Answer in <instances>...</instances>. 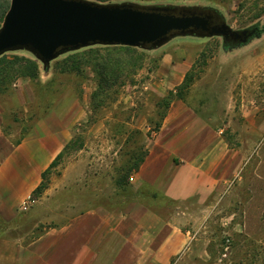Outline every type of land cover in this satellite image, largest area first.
Wrapping results in <instances>:
<instances>
[{"label":"rangeland","instance_id":"374dc122","mask_svg":"<svg viewBox=\"0 0 264 264\" xmlns=\"http://www.w3.org/2000/svg\"><path fill=\"white\" fill-rule=\"evenodd\" d=\"M87 1L211 10L231 29L257 28L262 36L252 35L246 43H239L225 41L218 35L175 34L159 45L131 47L129 52L117 49L114 44H92L57 54L47 67L26 48L0 54L34 58L38 63L35 79L17 77L8 90L0 93V103L6 109L4 121L10 131L36 129V121L52 112L61 121L73 122L68 142L75 139V146L65 151L45 173L47 185L43 191L31 195L25 206L19 204L18 210L27 214L12 223L13 228L5 237L14 241L21 236L25 242L42 228L63 223L68 215L95 208H123L137 199L162 216L170 212L182 229L186 245L170 264H261L264 0ZM8 6L9 0H0V27ZM89 49L90 58H82V53ZM179 51L183 53L178 58ZM70 56L77 60V68L70 67ZM164 59L165 64L166 60L188 63L180 83L190 80L182 92L183 99L202 116L218 120L222 136L241 160L236 174L203 199L195 196L173 203L162 201L157 193L151 199L144 188L132 192L128 186L130 174L126 175V168L146 151L145 143L154 135L161 115L176 99L180 85L173 89L164 87L167 80L161 71ZM106 60L121 61L125 66L114 73L108 70L109 83L100 88V73L93 63ZM16 90L20 92L19 99L14 96ZM66 167V178L74 181L64 185L51 199L35 203L33 200L42 196L51 179H59ZM38 217H42V222H38ZM3 247L6 249L0 241V254ZM9 247L12 251L14 243Z\"/></svg>","mask_w":264,"mask_h":264},{"label":"crops","instance_id":"0c3cea01","mask_svg":"<svg viewBox=\"0 0 264 264\" xmlns=\"http://www.w3.org/2000/svg\"><path fill=\"white\" fill-rule=\"evenodd\" d=\"M167 63L164 59L161 68L167 76L164 87L173 89L183 80L188 63ZM19 95L14 91L16 98ZM5 113L0 103V241L6 246L0 264H170L182 251L187 240L176 218L170 212L162 216L137 199L123 208L68 215L63 223L44 227L25 242L21 236L14 241L5 237L23 214L19 204L27 202L42 180L41 173L73 133V122L61 121L52 112L36 121V129L11 132ZM219 127L217 119L202 116L183 98L174 99L145 143L146 155L130 173L129 188L132 192L144 188L151 199L157 193L162 201L173 203L195 196L203 199L218 190L236 174L241 162ZM66 172L67 167L33 201L42 204L72 183Z\"/></svg>","mask_w":264,"mask_h":264},{"label":"water","instance_id":"95a60500","mask_svg":"<svg viewBox=\"0 0 264 264\" xmlns=\"http://www.w3.org/2000/svg\"><path fill=\"white\" fill-rule=\"evenodd\" d=\"M218 35L245 43L260 30H233L211 10L97 4L87 0H9L0 27V54L26 48L47 67L57 54L79 47H153L175 34Z\"/></svg>","mask_w":264,"mask_h":264},{"label":"trees","instance_id":"16d2710c","mask_svg":"<svg viewBox=\"0 0 264 264\" xmlns=\"http://www.w3.org/2000/svg\"><path fill=\"white\" fill-rule=\"evenodd\" d=\"M100 1H108V0H100ZM2 13H4V10L2 11ZM114 47L122 50L123 52H129L131 50V47H129V46L118 45V46H114ZM90 51H91L90 49H89V51L85 50L82 53V58H83V56L85 58H87V57L90 58V55H89V54H91V53H89ZM69 58L71 61L70 67L77 68L76 67L77 60L73 59L72 56H70ZM69 58H68V60H69ZM86 61H88V60H86ZM88 62H90V61H88ZM122 66H125V65L121 64V61L119 62L117 60H115V62L114 61L113 62H107V60H106V61H104V63L99 62V61H96V63H93V67H95L96 70L100 73L99 75H100L101 80H100L99 87L102 88L103 85H106L107 83H109L108 81H109L111 76L107 77L108 80L106 78V73L108 70H110V71L113 70L111 72L114 73V72H117L118 70H120ZM37 76H38V63L34 58L18 56L16 54L12 55L11 57H6L4 54L0 56V93H3L6 90H8L11 83L17 77L35 79ZM186 81L182 82V84H180L177 87L176 98H180V99L183 98L182 92H184V90L187 88V86H188L187 84L189 83L190 80L188 81V83H186ZM164 116H165V113L161 115L160 121H158L155 124V127H154L155 131L158 130V127L160 126V122ZM74 144H75V139L70 140L68 143H66V145L63 147V149L54 157V159L50 162L49 166L41 173V179L42 180H41L40 184L33 190L32 195L38 194L41 191H43V189L47 185V181L45 179V173H48V171L61 158L63 153L65 151L69 150L71 147H74L75 146ZM145 155H146V151H144V153H142L137 158V160H135L131 165H129V167L126 168V175H128L132 171H136L138 169V166L142 162ZM126 175H124V176L127 177ZM259 264H260V262H259ZM261 264H264V260H263V262H261Z\"/></svg>","mask_w":264,"mask_h":264},{"label":"built area","instance_id":"2783aa9c","mask_svg":"<svg viewBox=\"0 0 264 264\" xmlns=\"http://www.w3.org/2000/svg\"><path fill=\"white\" fill-rule=\"evenodd\" d=\"M25 203H27V202H22V206H25Z\"/></svg>","mask_w":264,"mask_h":264}]
</instances>
